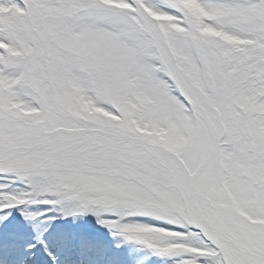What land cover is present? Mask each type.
Returning a JSON list of instances; mask_svg holds the SVG:
<instances>
[{
  "label": "snow or ice",
  "instance_id": "snow-or-ice-1",
  "mask_svg": "<svg viewBox=\"0 0 264 264\" xmlns=\"http://www.w3.org/2000/svg\"><path fill=\"white\" fill-rule=\"evenodd\" d=\"M84 216L264 264V0H0V264H66Z\"/></svg>",
  "mask_w": 264,
  "mask_h": 264
},
{
  "label": "rangeland",
  "instance_id": "rangeland-1",
  "mask_svg": "<svg viewBox=\"0 0 264 264\" xmlns=\"http://www.w3.org/2000/svg\"><path fill=\"white\" fill-rule=\"evenodd\" d=\"M69 219H72L74 221L68 222ZM76 219H78V222H76ZM68 218L67 220H61L58 224L54 225L53 228L56 229L55 234H59L62 230L71 227L74 228L73 225H82L81 227L93 229L95 231V234L89 233V236L87 237V240L92 241L93 239L91 236L98 237L100 240L96 244L95 253H103V250L105 251L107 249V246L110 249H114V256L118 257L120 259L119 261L122 263H126V260H128V257L130 255H143V264H176V260L174 258L169 257H160L151 252V250L147 249L143 245H139L132 242H127L123 240L121 237L114 233H110L106 228H102L100 225L96 223V220L94 217L91 216H84L80 218ZM83 221V222H82ZM86 224H85V223ZM86 225V226H85ZM52 228V229H53ZM64 235V233L62 234ZM83 244H85V241H82ZM97 242V241H96ZM90 245V244H88ZM93 245V244H92ZM83 248V247H81ZM84 249V248H83ZM85 250V249H84ZM87 251V250H85ZM90 252V250H89ZM88 254V253H87ZM86 254V255H87ZM126 255V256H125ZM96 256V255H95ZM94 258V256H93ZM130 258V257H129Z\"/></svg>",
  "mask_w": 264,
  "mask_h": 264
},
{
  "label": "bare ground",
  "instance_id": "bare-ground-1",
  "mask_svg": "<svg viewBox=\"0 0 264 264\" xmlns=\"http://www.w3.org/2000/svg\"><path fill=\"white\" fill-rule=\"evenodd\" d=\"M129 257H128V260H126V263H122V262L119 261L120 259H118V257H116V256H112L110 258L108 256H106L104 258L103 255H99L97 257V260L95 261L94 264H108V261L107 260H110V259H113V263L112 264H143L144 263V261H143V255H140V254H138V255H135L134 254L133 255L132 254ZM78 260L81 262V259H78Z\"/></svg>",
  "mask_w": 264,
  "mask_h": 264
}]
</instances>
